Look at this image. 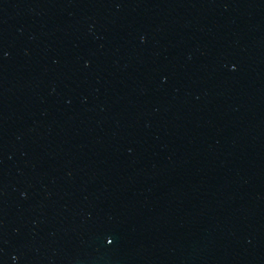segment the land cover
<instances>
[{"label":"water","instance_id":"water-1","mask_svg":"<svg viewBox=\"0 0 264 264\" xmlns=\"http://www.w3.org/2000/svg\"><path fill=\"white\" fill-rule=\"evenodd\" d=\"M0 264H264V0H0Z\"/></svg>","mask_w":264,"mask_h":264}]
</instances>
